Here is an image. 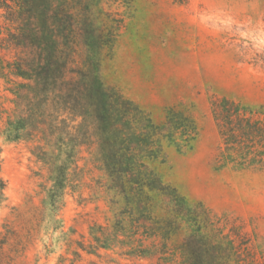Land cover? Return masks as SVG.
<instances>
[{"label":"rangeland","instance_id":"obj_1","mask_svg":"<svg viewBox=\"0 0 264 264\" xmlns=\"http://www.w3.org/2000/svg\"><path fill=\"white\" fill-rule=\"evenodd\" d=\"M93 14L100 26L118 25L114 45L103 53L104 82L146 109L157 124L166 121L170 108L196 121L192 148L179 151L166 142V160L154 166L189 202L202 201L212 210L241 249L233 264H264V154H256L263 148L229 150L212 109L214 99L229 97L264 117V0H98ZM12 86L0 75V111L15 108ZM35 146L0 134L3 264H156L130 258L126 247L92 249L91 226L114 219L113 195L87 146L60 213L66 233L53 232L47 251L40 223L48 169L33 153Z\"/></svg>","mask_w":264,"mask_h":264},{"label":"trees","instance_id":"obj_2","mask_svg":"<svg viewBox=\"0 0 264 264\" xmlns=\"http://www.w3.org/2000/svg\"><path fill=\"white\" fill-rule=\"evenodd\" d=\"M97 1L0 0V75L13 84L15 106L0 111V134L8 141L36 142L33 153L48 169L40 223L45 249L50 251L53 232L66 233L60 213L87 146L113 195L114 219L90 228L94 251L121 246L130 258L156 264H233L241 249L212 210L202 201L189 202L154 166L166 160V142L179 151L192 148L195 119L170 108L166 121L157 124L104 82L103 53L114 45L118 25L98 24ZM212 109L229 150L243 146L255 153L260 145L256 154H264V117L252 106L223 97L213 100ZM5 187L0 176V204Z\"/></svg>","mask_w":264,"mask_h":264}]
</instances>
